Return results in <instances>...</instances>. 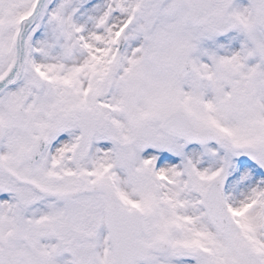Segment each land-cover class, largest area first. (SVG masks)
I'll list each match as a JSON object with an SVG mask.
<instances>
[{
    "label": "snow or ice",
    "instance_id": "obj_1",
    "mask_svg": "<svg viewBox=\"0 0 264 264\" xmlns=\"http://www.w3.org/2000/svg\"><path fill=\"white\" fill-rule=\"evenodd\" d=\"M0 264H264V0H0Z\"/></svg>",
    "mask_w": 264,
    "mask_h": 264
}]
</instances>
